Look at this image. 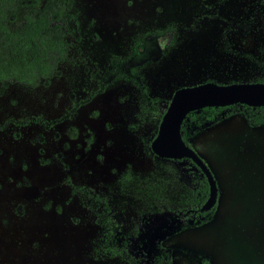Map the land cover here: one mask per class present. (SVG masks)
Segmentation results:
<instances>
[{"label": "rangeland", "instance_id": "1", "mask_svg": "<svg viewBox=\"0 0 264 264\" xmlns=\"http://www.w3.org/2000/svg\"><path fill=\"white\" fill-rule=\"evenodd\" d=\"M65 1L68 61L34 87L0 83V264H127L105 250L102 201L130 240L148 234L173 264H264V126L236 115L189 140L219 197L209 223L176 231L168 218L189 207L193 168L149 153L154 126L133 86L90 96L95 70L170 25L175 40L143 69L164 107L181 87L257 82L264 0Z\"/></svg>", "mask_w": 264, "mask_h": 264}, {"label": "trees", "instance_id": "2", "mask_svg": "<svg viewBox=\"0 0 264 264\" xmlns=\"http://www.w3.org/2000/svg\"><path fill=\"white\" fill-rule=\"evenodd\" d=\"M65 0H0V83L14 82L34 87L52 77L59 66L68 61L71 44L70 21L74 16ZM176 27L145 32L136 36L123 56H112L107 69L95 70L91 75L93 90L91 97L99 95L119 84L133 86L139 94V113L154 126L149 145L155 137L159 122L169 101L151 96L143 69L158 53L159 43L171 38L173 43ZM162 52V50H161ZM257 81L264 83V73ZM241 115L251 127L264 126V106L249 107L236 104L228 107H210L189 113L181 125V137L192 148L190 139L206 127L215 126L233 116ZM169 162L186 163L193 170L187 175L193 189L189 191V207L181 208L168 221L176 231L201 227L209 223L217 204L209 211L200 212L208 198L209 186L202 171L190 160ZM219 197V193H218ZM95 202H98L96 198ZM99 218L107 229L105 250L120 257L127 264H173L171 250L148 234L139 242L125 235L112 215L108 204L102 201ZM202 264H209L203 260Z\"/></svg>", "mask_w": 264, "mask_h": 264}, {"label": "water", "instance_id": "3", "mask_svg": "<svg viewBox=\"0 0 264 264\" xmlns=\"http://www.w3.org/2000/svg\"><path fill=\"white\" fill-rule=\"evenodd\" d=\"M236 104L263 107L264 83L218 84L211 81L178 88L162 115L155 137L150 142V150L157 158L173 161L190 159L202 171L209 186V194L200 207V212L209 211L217 204L218 184L205 160L183 141L181 125L191 112L203 108L228 107Z\"/></svg>", "mask_w": 264, "mask_h": 264}, {"label": "flooded vegetation", "instance_id": "4", "mask_svg": "<svg viewBox=\"0 0 264 264\" xmlns=\"http://www.w3.org/2000/svg\"><path fill=\"white\" fill-rule=\"evenodd\" d=\"M207 82H211V81H207ZM212 82H214V81H212ZM257 82H259V81H257ZM230 83H232V82H230ZM260 127H261V126H260ZM200 132H201V131H200ZM200 132H199V133H200ZM199 133H198V134H199ZM198 134H197V135H198ZM151 141H152V140H151ZM149 148H150V145H149ZM155 157H156V156H155ZM160 159H161V158H160ZM218 193H219V192H218Z\"/></svg>", "mask_w": 264, "mask_h": 264}, {"label": "crops", "instance_id": "5", "mask_svg": "<svg viewBox=\"0 0 264 264\" xmlns=\"http://www.w3.org/2000/svg\"><path fill=\"white\" fill-rule=\"evenodd\" d=\"M227 120V119H226ZM225 121V120H224ZM223 122V121H222ZM220 124V123H219ZM218 125V124H217ZM216 126V125H215ZM213 127V126H212ZM262 127V126H261ZM202 158V157H201ZM204 160V159H203ZM206 162V161H205Z\"/></svg>", "mask_w": 264, "mask_h": 264}]
</instances>
